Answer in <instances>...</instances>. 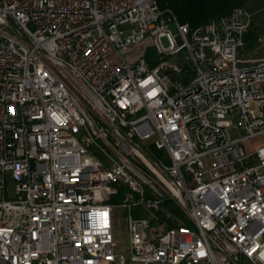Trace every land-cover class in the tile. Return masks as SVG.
Segmentation results:
<instances>
[{"label":"built area","instance_id":"obj_1","mask_svg":"<svg viewBox=\"0 0 264 264\" xmlns=\"http://www.w3.org/2000/svg\"><path fill=\"white\" fill-rule=\"evenodd\" d=\"M251 27L244 8L191 29L160 0H0V264H264Z\"/></svg>","mask_w":264,"mask_h":264},{"label":"rangeland","instance_id":"obj_2","mask_svg":"<svg viewBox=\"0 0 264 264\" xmlns=\"http://www.w3.org/2000/svg\"><path fill=\"white\" fill-rule=\"evenodd\" d=\"M241 8L248 10L252 15L251 30L237 54V59L240 63L239 66L243 67L264 61V2L262 0H249ZM251 38L254 39L253 43H251ZM162 43L164 46L166 45L164 40ZM148 54H151V52L149 51ZM251 152H253V149ZM165 206H169L175 210L177 208L176 204L172 202L165 203ZM126 223L125 213L122 210H114L113 234L116 245L120 251H124L127 246L128 237Z\"/></svg>","mask_w":264,"mask_h":264},{"label":"trees","instance_id":"obj_3","mask_svg":"<svg viewBox=\"0 0 264 264\" xmlns=\"http://www.w3.org/2000/svg\"><path fill=\"white\" fill-rule=\"evenodd\" d=\"M247 1L249 0H160V7L171 9L180 24H187L194 29L228 15L234 9L243 7ZM253 42L254 39L251 38V43Z\"/></svg>","mask_w":264,"mask_h":264}]
</instances>
